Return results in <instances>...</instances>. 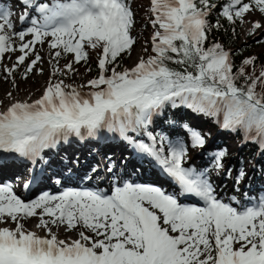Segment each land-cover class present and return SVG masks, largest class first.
I'll list each match as a JSON object with an SVG mask.
<instances>
[{
	"label": "snow or ice",
	"instance_id": "snow-or-ice-1",
	"mask_svg": "<svg viewBox=\"0 0 264 264\" xmlns=\"http://www.w3.org/2000/svg\"><path fill=\"white\" fill-rule=\"evenodd\" d=\"M20 3L26 9L21 22L31 24L21 31L11 21L10 6H0V62L6 53H21L12 67H3L5 79L34 55L21 79L29 77L42 62L36 44H46L57 64L68 58L63 69L53 67V77L74 74L81 62L87 65L89 50L97 55L98 72L79 87L50 78L35 100H18L7 92V107L0 111V162L48 164L46 152L73 138L99 139L106 132L126 144L134 159L159 169L173 191L117 179L111 164L110 193L66 189L25 202L11 184L0 185V264H264V195L240 207L219 199L210 173L231 176L224 167L226 150L211 153L201 168L186 167L189 148L205 147L201 132L172 119L165 121L167 132L156 130L166 111L186 108L222 129L242 132L245 141L264 151V66L256 75V58L249 57L234 70L230 51L219 43L206 45L208 32L222 27L219 20L208 21L218 5L213 0H149L152 54L121 71L120 60L131 56L136 43L131 0ZM219 8L218 15L233 25L245 23L249 13L264 17V0H225ZM262 28L256 20L247 34ZM26 36L31 39L25 41ZM245 66L253 68L251 75ZM177 128L183 135L173 139ZM244 176L241 168L234 183L238 186ZM37 179L33 175L32 181ZM181 197H194L200 206L187 205ZM33 217L38 218L36 231L25 227ZM61 231L69 238L60 239Z\"/></svg>",
	"mask_w": 264,
	"mask_h": 264
},
{
	"label": "rangeland",
	"instance_id": "rangeland-1",
	"mask_svg": "<svg viewBox=\"0 0 264 264\" xmlns=\"http://www.w3.org/2000/svg\"><path fill=\"white\" fill-rule=\"evenodd\" d=\"M134 2V3H133ZM149 7V0H138V1H131V8L134 14L135 19V24L134 27L136 26V22L138 21L140 24H142L143 18L139 17V13L146 12V9ZM136 11V13H135ZM138 12V13H137ZM249 19V20H248ZM246 22L241 24V39L244 42H249L252 40L254 37L247 38L248 37V29L251 28L252 22L259 20L262 24H264V20L262 16L258 12H253L246 14L245 17ZM14 24L18 21V17H13ZM146 23L144 24L143 30L144 32H139V34L135 37L136 38V43L135 47L131 53V56L129 59H127L123 65V68L120 70L122 71L124 68H131L134 66V64L137 62L138 58L143 56L146 58L148 55V51L145 52L144 49L147 48L149 50L148 44L150 45L151 42V35L153 32L152 25L150 23V18L145 21ZM263 29V28H262ZM16 31H21V27L15 28ZM261 29L256 30L255 34H258ZM134 35V33H132ZM140 35H143L144 40H142ZM30 36L25 37V41L30 40ZM20 41L18 39H15L13 41V46L14 47H19ZM151 47V45H150ZM35 50L39 53V55L42 57V62H39L34 71L29 74V77L27 79H21L22 74L24 73L26 65L35 58L34 55H30L26 61L25 64L20 65L17 71L14 73L13 77L5 79V75L2 71L4 66L12 67L13 63L15 62L16 58L21 55L19 51L16 52H10L5 54V58L3 59L2 62H0V100L4 101L2 105H0V110L4 109L7 107V101L5 99V95L7 92L11 91L13 94V97H15L18 100H35L38 99L45 87H47L50 78H52V82H56V80L53 77V67H57L60 69L64 68L63 62H61L62 59L59 60V63L57 64L56 61L52 59L49 53V49L47 45H40L36 44L35 45ZM260 50V47L258 45L249 47L248 51L252 53H256L257 51ZM247 56H249L247 54ZM264 66V65H263ZM77 71L74 74H68L63 76V80L67 84H72L74 86L79 87L80 85H84L87 83L88 80H90V76H88L84 69L80 67H75ZM42 69V72L39 70ZM82 77V78H81ZM13 81L17 85V87L13 88ZM81 91L84 92V89H80ZM86 92V91H85ZM192 118L188 121L190 125H194L200 132H201V126L199 124L200 117L196 116L195 114H191ZM205 119V118H204ZM222 120V116L220 117ZM198 122V123H197ZM203 122V121H201ZM220 129L218 132H220ZM202 135L204 133L201 132ZM183 135V133H182ZM219 137V136H218ZM217 137V138H218ZM214 140L213 137H209L206 143V147L209 149L211 148L212 150L217 151V149H213L214 147ZM220 144V143H219ZM222 145V143H221ZM219 145V146H221ZM90 146V145H89ZM89 146H81L75 145L73 147H66L64 150H61L57 152L55 155L50 156L51 161L47 164V169L48 171L51 170L52 174L47 177L48 180L47 182L43 183V186H40L37 188V190L33 193L36 198H38L42 191L45 189V184L49 186H54L55 190L61 188H65L67 186L69 187H80L82 188L83 186H89V185H98L100 186L101 183H106L107 188L106 192L110 193L111 191V186L113 183V175L107 171V166L112 165L114 167L115 173L117 175V179L120 176H124L125 179H130L134 181H142V178L139 177H128V175L125 176V174L122 173V165L130 163V159H127L123 157L120 149L118 147H114L112 150L110 149H98L97 151H93L92 153L87 150V147ZM121 146H127L123 142L121 143ZM86 147V148H85ZM97 147V146H95ZM102 148H110V145L107 143L105 144ZM129 149V148H127ZM207 149V148H206ZM234 149H236V146L234 145V142L230 140L228 143H225L223 150H226L227 153H230V156L227 158L226 162V169H231V176L226 175L225 172H221L219 175L217 173L213 174L214 180L216 183H214L210 177V180L213 184V187L216 190V195L218 198H221L223 201L227 200L229 203H234V206L238 207L240 206L248 197V188H244L246 192L243 191L242 193V188H243V183L240 182L239 186H236L238 190H234V180L236 176L239 174V170L243 168L244 172L246 173H251L253 170V167L250 166L249 164H241L238 163L235 158L237 156L233 154ZM113 151V152H112ZM191 151H194V149L189 148V153H190V159L186 167L188 166H195L197 168L205 166V160L203 156V149L196 151L195 153L192 154ZM112 152V153H110ZM209 151H207L208 153ZM213 153V151L211 152ZM83 157V158H82ZM207 157V156H206ZM210 157V155H209ZM94 159V160H93ZM122 161L120 165L117 166V162ZM197 161L199 162L198 165H196ZM82 163V164H81ZM44 165V164H43ZM79 167V168H78ZM87 168V169H86ZM36 169H39L41 173H43V169L40 166H36ZM65 169H70L71 171H67ZM14 170V169H13ZM85 170V171H84ZM95 170V171H94ZM20 171V170H16ZM81 174H80V173ZM34 175L37 176V173H34ZM80 175V176H78ZM18 177V178H17ZM14 177L13 179L8 178L7 181H10L12 183V188L14 193L18 197H22L23 194L20 193L22 192V189L24 190L25 188L23 187L24 183L27 182V178H22L21 180L19 179V176ZM67 177H70L67 178ZM17 178V179H16ZM52 178V179H51ZM55 178H59L63 180V183H58ZM64 178V179H63ZM221 179L222 181L220 184H218V180ZM246 179L251 180V176L247 177ZM244 180V177H243ZM5 182V181H4ZM61 184V185H59ZM50 187V188H51ZM52 187V188H54ZM104 188V187H103ZM30 195V196H33ZM243 196L241 200L240 196ZM253 196H251L252 198ZM22 199V198H21ZM25 202H28L29 199H22ZM226 201V202H227ZM240 204V205H239ZM36 217L30 218L25 222V227L28 228L29 230L36 231L35 224L37 223ZM40 235L43 236L44 233L41 231ZM60 239H67L69 238L66 233H63L61 231ZM71 238H76L74 235Z\"/></svg>",
	"mask_w": 264,
	"mask_h": 264
},
{
	"label": "trees",
	"instance_id": "trees-1",
	"mask_svg": "<svg viewBox=\"0 0 264 264\" xmlns=\"http://www.w3.org/2000/svg\"><path fill=\"white\" fill-rule=\"evenodd\" d=\"M131 1L136 2L138 0H131ZM213 2L216 3L218 7L217 9L213 10L211 14L209 15L208 17L209 24H215L219 20L222 27H220L219 29L212 28L208 32V40L206 42V45H211L213 43H219L223 46L225 50L230 51L232 53L231 60L234 65V70L239 69L241 67L242 61L245 58L255 57L256 58L255 59V74L259 75V72L261 71V68L264 65V43L261 42V41H264V28L261 29L258 34L248 35L247 37L248 39L251 37H254V38L250 40L249 42H244L241 39V36H242L241 35V24L239 22H237L234 25L229 24V22L226 19L218 15L220 11L219 5L223 4L225 0H213ZM245 2H249V0H245ZM134 16H136V14H134ZM139 17L143 18V20H142V24H140L138 21L136 22V26L138 27H134L132 31V33H134L133 35L134 37H136L139 34V32H144L143 27H144V24L146 23L145 21L150 18V13H148L147 11L143 13H139ZM262 18L264 20V17ZM233 29H235L234 32H233ZM140 36H141L140 37L141 39L144 38L143 35H140ZM150 45L148 44L149 50H148V55L146 56V58L152 54ZM256 45L260 47L259 51H257L256 53H252L248 51L249 47H253ZM134 47L135 45L133 46V49ZM89 53H90V60L88 61V64L85 65L83 64V62H81V64L75 65V67H80L86 70L85 73L88 76H90V79H92L97 76V72H98L96 68L97 55L92 50H89ZM247 54L249 56H247ZM61 59H62L61 62H63V65L68 63V58H61ZM127 59H129V56H125L122 60H120V65H121L120 69L123 68V65ZM89 68L91 69V71H87V69ZM244 71H245V74L251 75L253 73V68L251 66H245ZM54 79L57 81L59 79H63V77L58 75V76H55ZM83 89L86 92L88 91V89L86 88H83ZM259 90L260 89L258 88L257 91ZM191 114H195L196 116H199L200 120L203 121V122L199 121V124L201 126V132L206 135V137L205 135H203L205 137L206 143L210 136L211 138L213 137V140L215 142L213 149L223 150L225 143H228L230 140L234 142L236 149H234L233 154L237 156L235 160L238 163L246 164V165L249 164L250 166L253 167V170L251 171L250 174L245 172L244 181L246 180L247 182L246 185L247 186L252 185L254 189L252 191L256 192V197L264 195V151L259 150L257 143H254L251 140L244 141V136L242 132L240 131L232 132V131H228L222 128L220 132H218V130L220 129V125L217 122H215L211 118H207V117H204L203 115L193 113L191 112V110L186 109V108H178L175 110L169 109L168 111H166L163 114V116L159 118L158 126L156 130L157 131L164 130L167 132V130L169 129V125L165 123V121L169 119L176 120L178 123L189 124L188 121L192 118ZM190 126L194 128H199V127H195V124L190 125ZM177 133L182 135L181 130L177 128L176 132L172 134L173 139L175 138V135ZM198 150L201 151V149H194L192 153H195ZM207 151L209 152L207 153ZM212 151L214 152V150H212L211 148L209 149L208 147H206V144H205V147L203 148V156H204L203 158L206 162L205 165L209 164V155L211 154ZM229 156H230V153H227V155L224 158L225 169L227 168L226 160ZM212 172L214 173V171ZM250 176L252 179L248 181V179L246 178ZM241 181H243V179Z\"/></svg>",
	"mask_w": 264,
	"mask_h": 264
},
{
	"label": "bare ground",
	"instance_id": "bare-ground-1",
	"mask_svg": "<svg viewBox=\"0 0 264 264\" xmlns=\"http://www.w3.org/2000/svg\"><path fill=\"white\" fill-rule=\"evenodd\" d=\"M9 2H7L6 5H8ZM20 10L22 9H19L17 7H10V11L13 13V15L11 16V21L13 22V17L15 15H17ZM249 20V19H248ZM23 23L24 22H21V21H18L16 22V24L14 25V27L16 26V29L18 27H21L23 26ZM14 24V23H13ZM85 92V91H84ZM108 133L104 132L103 136H102V139L101 140H96V139H86L84 143H90V145H92V143L94 144V146H97V144H99L101 141H104L107 137H108ZM73 142H76V140L73 138L72 139ZM112 143H114L115 145L118 146V148L120 149V151H124L122 148H121V143L122 141H120L118 138H116L114 141H112ZM60 146V145H59ZM101 146V145H100ZM60 147H64L63 144H61ZM111 147V146H110ZM86 148V147H85ZM51 156V155H50ZM50 156H46L45 159L48 160V161H51L50 159ZM83 158V157H82ZM132 158H134L132 156ZM94 160V159H93ZM122 161L119 160V162H117V166L120 165ZM198 161L196 163V165H198ZM82 164V163H81ZM25 165L24 167L21 168L20 171H16V170H11L12 168H0V185H3V181H6L8 178H11L13 179L14 177H17L19 176V179L21 180L22 178H27V183L30 184V187L28 189H22V193L24 196H29L31 195L33 192H35L37 190L38 187L40 186H43V183L47 182L46 180H48L47 177H49L53 172L51 170L48 171L47 169V164H36V165H32L30 164L29 162H25ZM41 165V168L44 170L43 173H41V171L39 169H36V166H40ZM122 173L126 175H128V177H139V178H147L146 177V174L144 172H141L140 170L138 171H133V167L135 166L136 169L137 166L131 162V163H128V165L125 163L122 165ZM79 168V167H78ZM87 169V168H86ZM85 171V170H84ZM34 173H37L38 174V179L36 180V182H33L32 179H30V176L31 174H34ZM80 173V172H79ZM81 174V173H80ZM41 175V176H39ZM80 176V175H78ZM18 178V177H17ZM16 178V179H17ZM52 179V178H51ZM64 179V178H63ZM130 180V179H128ZM58 183H63V180L62 178L61 179H57ZM131 181V180H130ZM134 181V180H133ZM222 180L219 179L218 180V184H220ZM135 182V181H134ZM106 184V183H105ZM46 185V184H45ZM54 187V186H52ZM51 187V188H52ZM65 188H73V187H65Z\"/></svg>",
	"mask_w": 264,
	"mask_h": 264
}]
</instances>
